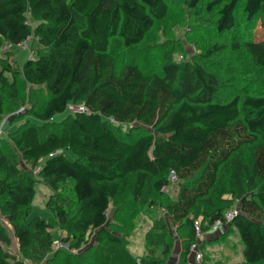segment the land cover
Here are the masks:
<instances>
[{"label":"trees","instance_id":"obj_1","mask_svg":"<svg viewBox=\"0 0 264 264\" xmlns=\"http://www.w3.org/2000/svg\"><path fill=\"white\" fill-rule=\"evenodd\" d=\"M172 2L0 0V47L34 38L44 49L18 70L1 64L0 122L19 82L36 89L40 101L29 112L35 121L9 137L27 169L0 151V214L22 256L10 252L0 222V264H164L173 227L185 233L183 262L198 242L194 224L208 233L234 200L225 226L238 233L242 264H264V79L262 94L219 102L218 77L203 64L230 48L241 51L247 71H264V39L255 36L257 23L264 29V0H180L204 52L196 60H174L168 51L157 72H145L109 52L113 38L123 49L140 45ZM171 170L178 187L172 200L161 192ZM129 179L131 199L121 206L160 208L169 219H153L143 239L147 253L138 259L126 247L130 234L113 229L107 214ZM38 181L54 194L71 187L74 217L67 220L61 208L55 216L71 235L70 242L62 238L70 248L92 238L87 257L53 250L50 224L26 220Z\"/></svg>","mask_w":264,"mask_h":264},{"label":"rangeland","instance_id":"obj_2","mask_svg":"<svg viewBox=\"0 0 264 264\" xmlns=\"http://www.w3.org/2000/svg\"><path fill=\"white\" fill-rule=\"evenodd\" d=\"M173 1L169 8L168 16L154 24L153 28L145 37L144 41L135 47L123 49L120 41L113 38L108 46L109 52L117 57L123 56L126 61L137 63L143 67L145 72H157L160 65L163 63V53L171 52L174 60L190 61L196 60L204 54L202 50L195 45L196 37L192 33L189 26V12L179 2ZM241 13H239L240 15ZM31 26H35V22L29 18ZM257 23L255 28L256 39H264V29ZM43 48L37 43L34 38H30L26 43L17 48H8L7 45L0 47V69L1 64H9L12 68L20 69L24 61L35 58L37 54L43 52ZM240 52H232L230 48L215 54L209 58H204L203 64L205 67L213 71L218 77L219 86L216 94V100L222 102L228 97L236 93L245 94H262L263 88L260 81L264 79V71H259L256 68L248 70V61ZM182 56L181 59L179 57ZM251 72V73H249ZM10 80V76L5 74ZM6 94L8 92L5 91ZM40 96L36 89L31 86L19 82L17 86V94L10 99V104L4 107L1 122H0V151L13 156L19 163L20 167L27 169V166L21 160L20 154L15 150L9 137L15 130L25 121H35L29 116V112L40 101ZM70 110H74V105H70ZM63 116L57 115L54 120H61ZM126 131V128H122ZM69 156V155H68ZM70 158V157H69ZM35 178L36 173H34ZM132 180L124 182L121 195L117 196L110 202L107 214L108 221L112 222L113 229L117 232L129 233L130 237L126 242V247L135 258L145 256L147 250L144 244V236L150 228L153 219L164 218L169 225V219L164 210L156 207L148 208V205L131 206L126 208L121 206L126 199H131L130 188ZM177 180L174 184H168L166 188H162L163 196L175 199L177 193ZM53 194V196H52ZM151 196L154 194L151 193ZM155 196V195H154ZM52 201V210L47 208V204ZM238 200H234L226 212L236 211ZM120 206V207H118ZM63 209L65 217L70 220L76 212V203L71 192V187H61L57 194L51 193L41 181L35 185V193L33 195L31 205L27 210L26 220H31L34 217L44 220L50 224V233L53 240L62 241V238L67 237L69 242L71 235L62 226L55 216V212ZM121 208L120 211H118ZM124 209V210H123ZM115 212V213H114ZM121 212L123 215H121ZM115 214V216H114ZM0 222L7 229L11 237L10 252L15 254L17 258H21L17 239L13 234L12 227L7 223L3 215L0 214ZM124 228V229H123ZM121 229V231H119ZM184 231L169 233L170 250L165 256L164 264H242L244 259L242 256V245L239 240L238 233L235 229L227 227V225L217 232L205 233L199 241L198 249L202 256L199 262H196L193 253H188L182 262L180 253L183 250L182 238ZM207 234V235H206ZM86 242L79 249H72L67 252L69 254L83 253L82 257H87L89 248L93 245L92 238L85 236ZM161 253L157 249L155 254L158 256ZM74 260V258H73ZM25 264L29 262L25 261Z\"/></svg>","mask_w":264,"mask_h":264},{"label":"built area","instance_id":"obj_3","mask_svg":"<svg viewBox=\"0 0 264 264\" xmlns=\"http://www.w3.org/2000/svg\"><path fill=\"white\" fill-rule=\"evenodd\" d=\"M25 43H26V41H24L20 44H17V45L7 44V47L8 48H12V47L17 48L19 46L24 45ZM181 58H182V56L179 57V59H181ZM54 154H56V153L54 152L51 155H54ZM176 180H177L176 173L173 170H171L170 174H169V184H174L176 182ZM164 188H166V187H164ZM235 213H236V211L224 213L223 220L225 222H223V220H221V219L215 220L213 222V224L211 225L209 232H217L220 229H222L225 224H227L228 222L231 221V219L233 218ZM194 231H195V236L198 238V242L192 244L191 247L189 248V251H190V253H193L196 262H199L202 254H201L200 250L198 249V244H199V240L203 234L201 233L200 228H199V224L197 222L194 224ZM52 248H53V250H63V251H67V252L72 251V248H70V246L68 244H66L62 241H59V240H53Z\"/></svg>","mask_w":264,"mask_h":264},{"label":"crops","instance_id":"obj_4","mask_svg":"<svg viewBox=\"0 0 264 264\" xmlns=\"http://www.w3.org/2000/svg\"><path fill=\"white\" fill-rule=\"evenodd\" d=\"M208 233H212V232H208ZM206 235H207V234H206ZM201 238H202V236H201ZM201 238H200V239H201Z\"/></svg>","mask_w":264,"mask_h":264}]
</instances>
